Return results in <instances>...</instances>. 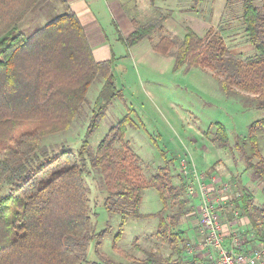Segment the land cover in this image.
Returning <instances> with one entry per match:
<instances>
[{
    "label": "trees",
    "instance_id": "obj_1",
    "mask_svg": "<svg viewBox=\"0 0 264 264\" xmlns=\"http://www.w3.org/2000/svg\"><path fill=\"white\" fill-rule=\"evenodd\" d=\"M38 1L0 0V6L7 5L0 9V125H23L29 121L34 126L30 129L28 124L23 125L24 130L4 136L0 144V264H116L101 257L100 262L87 260L88 245L96 241V252L100 254L102 237L110 227L101 232L94 229L85 177L90 176L92 170L101 176L100 183L107 193L103 206L108 213L121 218L116 240L130 218L145 217L140 207L146 185L140 182V169L131 160L140 158L125 139L128 126L134 125L131 118L126 116L113 127L95 150L84 142L76 153L63 150L52 155L42 144L46 129L70 126L86 102L92 81L102 77L104 84L87 130V135L93 134L110 103L123 99L112 74L116 59H94L84 30L66 0H61L65 8L63 14L26 35L20 30L19 22ZM167 18L168 15H162L149 24L136 22L126 37L117 30L118 40L128 50L156 29H162ZM242 20L248 42L254 49V54L244 59L230 53L223 36L213 30L202 37L189 28L181 40L169 42L177 47L173 52L164 51V39L153 48L174 57L175 71L194 66L210 69L223 92L250 93L252 102L245 103L246 106L264 109V13L255 0H243ZM81 63L88 66L87 69L68 78L72 66L76 65L77 72ZM51 74H61L63 80L56 82L46 78ZM215 128L218 144L226 148L229 139L226 128L220 123H216ZM263 130L264 119L252 123L244 145L246 141L251 143L249 153L245 154L246 171L254 170L257 178L264 182V157L258 144V132ZM236 146L240 150L244 147ZM254 158L258 160L255 162ZM168 170L159 168L149 180L163 204L162 213L168 200L177 199L184 189V186L173 185ZM4 187L8 188L6 194L2 193ZM252 199L253 195L244 189L234 204L249 213ZM179 203L182 215L185 204L192 202ZM170 218L171 223L160 219L157 235L182 257L188 240L184 241L183 232L174 229L178 216ZM257 235L261 239L259 246H264V232L258 230ZM248 238L251 244L258 239L251 235ZM131 264L161 263L159 256L149 254Z\"/></svg>",
    "mask_w": 264,
    "mask_h": 264
},
{
    "label": "rangeland",
    "instance_id": "obj_2",
    "mask_svg": "<svg viewBox=\"0 0 264 264\" xmlns=\"http://www.w3.org/2000/svg\"><path fill=\"white\" fill-rule=\"evenodd\" d=\"M60 1H38L19 22L20 30L26 35L35 32L40 28L37 25H42L45 21V16L41 12L54 15L59 7L60 9L64 7ZM123 1L127 4V0ZM143 1L152 9H146V12L136 11L138 13L134 14L131 8H125L124 14L128 13L125 15L132 19L133 29L136 22L149 24L162 15H168L163 22V28L156 29L145 38L152 46L158 44L160 39H164V48L161 45L164 51L173 52L177 47L169 45V42L181 40L191 28L202 37L209 30L221 34L229 52L240 58L244 59L254 54L242 20L243 0H203L198 3L192 0H171L170 10L158 9L160 1ZM255 1L264 13V0ZM4 6L7 5L0 6V9ZM34 19L37 20L36 23ZM155 52L152 53L149 48L144 52L143 48L132 51L130 48L127 50L125 46L121 49L116 47L117 60L112 68V74L116 87L122 90L123 99H114L110 103L93 134L87 135L89 132L87 130L92 110L96 107L104 84L102 77H96L92 81L86 94V102L69 127L46 129L42 134V144L52 155H57L63 150L76 153L84 142L95 150L111 129L126 116H129L134 124L128 126L125 139L131 150L140 158L138 161L131 160L140 169V182L146 185L140 207L145 217L130 218L121 237L116 240L121 218L105 210L103 206L107 196L105 186L100 183L101 176L98 171L92 170V174L85 177L89 189L92 225L98 232L108 227L110 231L102 237L100 254L96 252V241L88 245L86 257L89 261L100 262L101 257L116 264L120 262L131 264L134 260L145 259L149 254H154L160 257L161 264L201 263L184 259L157 235L160 219L171 223L170 216L176 215L178 220L174 227L175 231L183 232L182 238L184 241L188 240L187 244L193 243L196 238V203L186 197L185 189L177 199L168 200V205L162 213L164 207L161 199L156 190L149 185L150 178L157 174L158 169L167 167L173 185L183 188L184 183L180 174L182 160L193 162L199 172L213 173L230 182L233 196L236 193L243 195L244 189L250 192L253 195L252 206L249 213L242 210V207L239 208L241 219L237 227L253 237H258V242L261 240L259 237L261 234L257 235V231L264 232V182L257 178L254 170L246 171L245 154L249 153L251 143L246 141L247 144L244 145L251 124L264 119V109L246 106L245 103L252 102L253 96L250 93L240 90L230 94L223 92L212 70L194 66L175 71L173 56L165 57L167 54H157L156 50ZM72 67L68 78L78 76L79 72L86 70L88 66L81 63L77 72L76 65ZM46 78L60 82L63 75L51 74ZM28 122L23 125L28 124L27 127L33 129V124ZM216 123L222 124L227 130L229 139L226 148H222L216 140ZM23 125L13 123L0 125V144L4 136L24 130ZM258 139L261 156L264 157V130L258 132ZM237 144L244 146L243 149L240 150ZM254 159L255 162L258 160ZM7 192L8 188L4 187L2 193ZM185 200L192 203L185 204V210L181 215L179 201ZM258 242L254 243L255 246L260 245ZM179 245L182 248L181 240ZM186 248L187 245H184V252ZM259 248L262 249L264 246Z\"/></svg>",
    "mask_w": 264,
    "mask_h": 264
},
{
    "label": "built area",
    "instance_id": "obj_3",
    "mask_svg": "<svg viewBox=\"0 0 264 264\" xmlns=\"http://www.w3.org/2000/svg\"><path fill=\"white\" fill-rule=\"evenodd\" d=\"M180 174L197 211L196 238L182 257L199 264H264V248L251 244L249 234L237 227L241 214L234 202L240 195L233 196L232 184L199 172L190 160L181 161Z\"/></svg>",
    "mask_w": 264,
    "mask_h": 264
},
{
    "label": "crops",
    "instance_id": "obj_4",
    "mask_svg": "<svg viewBox=\"0 0 264 264\" xmlns=\"http://www.w3.org/2000/svg\"><path fill=\"white\" fill-rule=\"evenodd\" d=\"M156 1H160V5L157 6L158 9H171V0ZM66 2L70 9L76 14L96 61L110 60L112 58L117 60L116 47L121 49V47L124 46V44L118 40L117 30L125 37L133 29L132 19L125 15L128 13L124 14V11L126 12L125 8H131L134 14L138 13L136 11L146 12V9H152L150 8L151 6L146 4L143 0H127L126 3L129 5L125 4L123 0H66ZM59 3H61L62 6V2L60 1ZM64 11V7L62 9L59 7L52 16L45 12H41V14L45 16V21H43L44 23L42 25H37V27L39 28L47 24L58 15L63 14ZM34 22L36 23L37 20L34 19ZM138 48H143L144 52L145 49L149 48L152 53H156L149 40L143 39L130 49L134 51ZM157 54L160 53L157 52ZM164 56L166 57V55Z\"/></svg>",
    "mask_w": 264,
    "mask_h": 264
}]
</instances>
